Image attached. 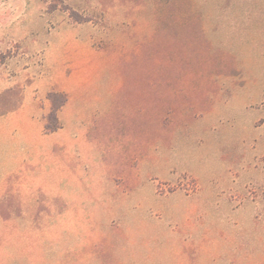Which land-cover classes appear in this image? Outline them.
Returning a JSON list of instances; mask_svg holds the SVG:
<instances>
[{
	"label": "rangeland",
	"instance_id": "1",
	"mask_svg": "<svg viewBox=\"0 0 264 264\" xmlns=\"http://www.w3.org/2000/svg\"><path fill=\"white\" fill-rule=\"evenodd\" d=\"M2 1L0 100L50 89L48 122L75 36L89 89L119 95L100 150L68 155L66 125L43 141L65 199L0 192V264H264V0Z\"/></svg>",
	"mask_w": 264,
	"mask_h": 264
},
{
	"label": "crops",
	"instance_id": "2",
	"mask_svg": "<svg viewBox=\"0 0 264 264\" xmlns=\"http://www.w3.org/2000/svg\"><path fill=\"white\" fill-rule=\"evenodd\" d=\"M7 5L6 1L0 0V9ZM77 25L81 26L83 23ZM83 41L75 36L67 42V45L74 46L70 64L72 73H67L64 81L59 84V90L65 92L68 99L58 112L60 127L56 131H45L46 116L51 105L47 98L50 89L44 96H36L34 89H27L30 87L27 84L24 94L9 100V104L12 103L10 106L4 102L8 100H0V192H11L18 199H27L33 194L65 199L66 154L59 155L57 162L48 159L52 150L43 142L47 136L65 130L66 125L68 155L72 150L87 152L99 149L101 145L94 135L102 134V130H111V142L113 136H116L113 132L118 130L119 85L109 92L110 96H103L98 90L89 89L98 86V82L86 80L85 71L83 74L81 71L86 70L87 65H92L90 57L95 50L90 38ZM6 47L7 43L3 49L0 48V53ZM1 80L0 78V85ZM154 86L152 81L151 87ZM37 209L23 203L20 212L11 213L36 214ZM47 210H51L50 214H66L65 206L48 207Z\"/></svg>",
	"mask_w": 264,
	"mask_h": 264
},
{
	"label": "trees",
	"instance_id": "3",
	"mask_svg": "<svg viewBox=\"0 0 264 264\" xmlns=\"http://www.w3.org/2000/svg\"><path fill=\"white\" fill-rule=\"evenodd\" d=\"M44 2L48 4V8L50 10H55V9L59 8L62 4V0H44ZM66 10H68V8ZM75 16H78V15H76V13L74 11H70V18H72L75 22L81 23V22L86 21L85 18H77ZM58 96L61 97L60 103L58 105H56L54 110L48 116V122L46 123V131L47 132H53L59 128V123H58V118H57L56 112H57L58 108L66 101V97L64 95H58L56 93L50 94L49 97H50V99L54 100L55 97H58ZM50 123H52V124H50Z\"/></svg>",
	"mask_w": 264,
	"mask_h": 264
}]
</instances>
